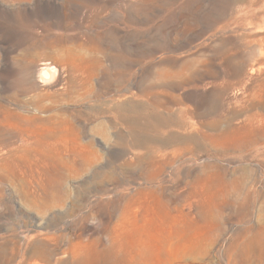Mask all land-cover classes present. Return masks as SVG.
<instances>
[{"label":"rangeland","instance_id":"1","mask_svg":"<svg viewBox=\"0 0 264 264\" xmlns=\"http://www.w3.org/2000/svg\"><path fill=\"white\" fill-rule=\"evenodd\" d=\"M0 264H264V0H0Z\"/></svg>","mask_w":264,"mask_h":264},{"label":"clouds","instance_id":"2","mask_svg":"<svg viewBox=\"0 0 264 264\" xmlns=\"http://www.w3.org/2000/svg\"><path fill=\"white\" fill-rule=\"evenodd\" d=\"M60 69L48 61L41 62L37 71V80L44 86L55 83ZM95 223V221H93Z\"/></svg>","mask_w":264,"mask_h":264},{"label":"bare ground","instance_id":"3","mask_svg":"<svg viewBox=\"0 0 264 264\" xmlns=\"http://www.w3.org/2000/svg\"><path fill=\"white\" fill-rule=\"evenodd\" d=\"M41 62H43V61H40L39 63H37V64L35 65L33 71H32L35 80H36L39 84H41V83L37 80V71H38V69H39V66H40ZM60 76H61V75H60V73H59V75L57 76V78H56V80H55V83L50 84V85H47V86L57 85V83L59 82V77H60ZM41 85H42V84H41ZM43 86H44V85H43ZM43 163H45V164H49V163H52V164H54V163H55V164H58V161H48V160L45 161V160H43ZM72 164L76 165V164H79V162H78L76 159H73Z\"/></svg>","mask_w":264,"mask_h":264}]
</instances>
